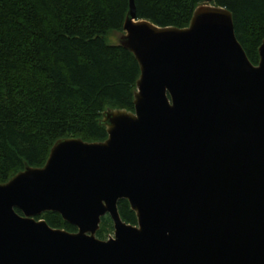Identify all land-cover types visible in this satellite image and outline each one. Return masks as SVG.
<instances>
[{
  "label": "water",
  "instance_id": "95a60500",
  "mask_svg": "<svg viewBox=\"0 0 264 264\" xmlns=\"http://www.w3.org/2000/svg\"><path fill=\"white\" fill-rule=\"evenodd\" d=\"M117 33L139 64L133 109L102 112L104 140L59 138L0 182V264H264V38L253 64L210 0L185 27L138 19L128 0Z\"/></svg>",
  "mask_w": 264,
  "mask_h": 264
},
{
  "label": "trees",
  "instance_id": "16d2710c",
  "mask_svg": "<svg viewBox=\"0 0 264 264\" xmlns=\"http://www.w3.org/2000/svg\"><path fill=\"white\" fill-rule=\"evenodd\" d=\"M208 0H134L138 19L185 27ZM227 8L247 58L257 64L264 38V0H210ZM128 0H0V182L25 166H42L59 138L101 141L106 109H133L140 69L133 53L109 37L122 31ZM123 221L136 224L126 199ZM19 212V211H17ZM54 228L76 227L53 211ZM112 220L100 218L96 237L106 239ZM107 234V235H106Z\"/></svg>",
  "mask_w": 264,
  "mask_h": 264
},
{
  "label": "rangeland",
  "instance_id": "374dc122",
  "mask_svg": "<svg viewBox=\"0 0 264 264\" xmlns=\"http://www.w3.org/2000/svg\"><path fill=\"white\" fill-rule=\"evenodd\" d=\"M117 37H118V33H117V32H116V33H113V34L109 37V42H110V43H117V42H116V41H117ZM112 232H113V231L110 232L109 236L113 234ZM106 235H107V234H106Z\"/></svg>",
  "mask_w": 264,
  "mask_h": 264
}]
</instances>
